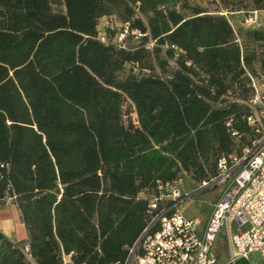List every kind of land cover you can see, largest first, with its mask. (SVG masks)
Listing matches in <instances>:
<instances>
[{
	"label": "trees",
	"instance_id": "16d2710c",
	"mask_svg": "<svg viewBox=\"0 0 264 264\" xmlns=\"http://www.w3.org/2000/svg\"><path fill=\"white\" fill-rule=\"evenodd\" d=\"M179 1L0 0V203L13 199L27 231L0 242V264H125L157 182L183 171L200 184L249 143L264 29L227 14L264 0L189 16ZM103 17L119 24L104 43ZM128 64L140 72L121 77Z\"/></svg>",
	"mask_w": 264,
	"mask_h": 264
},
{
	"label": "built area",
	"instance_id": "2783aa9c",
	"mask_svg": "<svg viewBox=\"0 0 264 264\" xmlns=\"http://www.w3.org/2000/svg\"><path fill=\"white\" fill-rule=\"evenodd\" d=\"M242 23L258 25L257 10L245 13ZM121 28L118 43L128 32V23ZM98 39L107 41L103 30H98ZM251 86L246 122L252 138L241 153L220 155L214 176L199 184L198 188L221 185L201 232L197 230L198 220L180 211V203L190 197L181 190L180 180L157 182L148 198L147 224L137 246L129 250L128 264H217L213 248L222 229L233 251L231 259L247 258L254 252L264 259V90L253 78ZM24 251L28 252L27 246Z\"/></svg>",
	"mask_w": 264,
	"mask_h": 264
},
{
	"label": "rangeland",
	"instance_id": "374dc122",
	"mask_svg": "<svg viewBox=\"0 0 264 264\" xmlns=\"http://www.w3.org/2000/svg\"><path fill=\"white\" fill-rule=\"evenodd\" d=\"M230 2L231 4L235 0H226ZM225 1V2H226ZM234 5V4H233ZM176 9L181 12L184 16H189L192 14V11L199 7L204 10H206L210 14H219V12L224 11L226 7L224 6L223 0H181L176 3ZM226 14V13H225ZM244 12H235L233 14H227L230 22L234 26V28L237 30L238 28H243L241 25L242 19L244 17ZM257 23L258 20H257ZM259 25V24H258ZM256 25L257 27H259ZM119 24L117 23L116 19L114 17H103L98 21V30H103L107 27L110 28V30H115ZM119 31L114 34L111 39L113 42H117L119 39ZM134 34H137L134 32ZM174 65V59L168 60V64L165 66V68L155 66L153 72L156 74H159L163 77H165ZM257 68V65L255 66ZM130 72H140L138 68L133 67L131 64L125 65L123 71L121 72L120 76L125 77ZM260 84V88L264 90V78H253ZM250 139V137H248ZM178 178L180 180V188L183 192H188L190 194V197L183 200L180 205V211L185 217L191 218V219H197L199 222V225L197 227L198 232L200 233L208 216L211 211V204L218 198L220 194L221 185H215L211 187L204 188L203 190L199 192H194L198 189V182L195 180H192L190 175L188 173H185L183 171L179 172ZM224 236V230L222 229L218 235V237ZM64 262H67L66 264H70L68 261H66V258L64 257ZM29 264H35L32 260H29Z\"/></svg>",
	"mask_w": 264,
	"mask_h": 264
},
{
	"label": "crops",
	"instance_id": "0c3cea01",
	"mask_svg": "<svg viewBox=\"0 0 264 264\" xmlns=\"http://www.w3.org/2000/svg\"><path fill=\"white\" fill-rule=\"evenodd\" d=\"M258 26L264 29V10L257 11ZM8 239L15 242H26L27 231L21 219L20 212L12 198H6L0 203V242ZM217 264H264V259L254 252L249 257L231 259L233 251L228 247L225 236L218 237L214 245ZM69 262V256H65Z\"/></svg>",
	"mask_w": 264,
	"mask_h": 264
},
{
	"label": "water",
	"instance_id": "95a60500",
	"mask_svg": "<svg viewBox=\"0 0 264 264\" xmlns=\"http://www.w3.org/2000/svg\"><path fill=\"white\" fill-rule=\"evenodd\" d=\"M204 188H205L204 186H201V187H199L197 190H195L194 192H192L191 194H193V193H195V192H199V191L203 190ZM137 243H138V242H136V243L134 244V246H133L134 248L137 246ZM129 259H130V256H128V258H127L125 264H128V263H129Z\"/></svg>",
	"mask_w": 264,
	"mask_h": 264
}]
</instances>
